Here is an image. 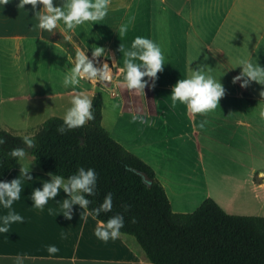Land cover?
I'll return each mask as SVG.
<instances>
[{"label": "crops", "instance_id": "obj_1", "mask_svg": "<svg viewBox=\"0 0 264 264\" xmlns=\"http://www.w3.org/2000/svg\"><path fill=\"white\" fill-rule=\"evenodd\" d=\"M19 2L0 0V131H21L32 137L41 123L63 119V111L80 90L92 101L101 93L103 127L154 170L175 213L189 212L174 208L169 189L195 186L201 180L197 175L182 181L196 173L197 166L204 175L212 167L218 171L217 165L236 168L245 176L235 180L239 188L251 183L264 197V170L257 166L264 160V118L259 115L264 110L260 96L264 85L252 82L241 88L240 82H232L241 71L239 59L248 57L264 66V0H110L109 14L100 24L74 31H64L61 24L48 32L50 39L34 27L38 24L35 11L43 6L33 10L31 4L18 7ZM130 15L135 21L121 41L115 29ZM59 34L76 52L88 48L90 58L93 45L104 47L107 61L120 69L121 43L130 46L136 36H145L161 46L168 63L155 81L144 78L148 80L144 93L122 86L123 76L101 86L82 80L81 88L73 91L62 84L63 71L74 59L53 41ZM197 65H207L221 78L225 96L220 106L206 114H192L184 105L173 110L169 106L173 86ZM15 90L19 94L10 96ZM133 115L143 116L147 123L133 122ZM26 156L5 179L18 178L23 167H30L31 180L22 181L21 198L12 205L24 222L0 233V264H15L18 254L26 256L24 264H152L133 238L99 240L94 234L99 221L86 208L74 205L71 220L66 219L59 207L69 198L63 191L44 211L33 207L32 191L42 189V182L52 176L39 170L30 154ZM207 199L226 211L212 192H205L202 201ZM8 211L0 206V215ZM48 245L59 251L50 254Z\"/></svg>", "mask_w": 264, "mask_h": 264}, {"label": "trees", "instance_id": "obj_2", "mask_svg": "<svg viewBox=\"0 0 264 264\" xmlns=\"http://www.w3.org/2000/svg\"><path fill=\"white\" fill-rule=\"evenodd\" d=\"M43 37L50 39L48 31ZM59 43L74 59L76 50L62 36ZM94 119L86 125L61 134L63 119H48L33 137L0 131V181H5L18 160L9 155L23 148L34 158L35 166L65 181L78 167L94 168L98 174L93 194L81 193L90 203L87 211L99 208L105 196L113 194L111 212H101L97 221L121 213L125 226L121 235L133 238L152 264H264V218L226 213L213 199L205 200L193 213H175L154 170L117 143L102 125L103 99H93ZM144 175L151 184L148 185ZM124 205H128L125 211ZM135 219V223H133Z\"/></svg>", "mask_w": 264, "mask_h": 264}, {"label": "clouds", "instance_id": "obj_3", "mask_svg": "<svg viewBox=\"0 0 264 264\" xmlns=\"http://www.w3.org/2000/svg\"><path fill=\"white\" fill-rule=\"evenodd\" d=\"M31 4L33 10L37 5L43 7L35 11L37 25L41 30L53 32L58 25H63L64 31H74L83 25L92 26L100 24L109 14L110 0H60L59 4H54V0H20L18 7H25ZM135 16L130 15L128 20L121 23L115 30L119 39L122 41L128 34L129 29ZM119 51L122 53L123 67L120 69L124 73L122 86L128 90L143 92L148 85L150 78L155 81L168 63L167 56L161 46L152 39L145 36H136L130 46L121 43ZM88 48L84 51H78L75 55L74 62L70 63L71 67L63 71L62 84L65 88L71 86L73 91L81 88L82 80H111V66L108 62L100 64L101 57L110 59L107 51L102 46L93 45L91 58L87 55ZM241 71L233 78V84L240 82L241 88L249 87L252 82L264 85V66L257 60L245 57L238 61ZM155 84L153 83V87ZM225 96V87L221 78H217L208 69L207 65H197L192 69L190 75L179 79L173 86L170 94V107L174 110L178 105L186 106L192 114H206L220 106L221 99ZM260 96L264 97V90L260 91ZM63 113V124L57 128L61 134L67 130L75 129L86 125L88 121L93 120V102L86 94L85 90H80L77 95L73 96ZM264 118V110L259 113ZM133 122L139 120L140 123H147L143 116L133 115ZM203 127V124H201ZM25 144L31 146L34 141L28 136L23 137ZM5 143L4 137L0 136V145ZM9 155L16 158L18 162L25 161L27 156L23 148H13ZM18 178L11 181H0V206L9 209L7 214L0 215V233L9 232L13 223H23L24 217L12 210L15 201L20 200L21 193L24 190L22 181H30V167H23ZM52 176L51 173H49ZM98 174L94 168L78 167L75 174L68 177L67 181L63 176H52L50 180L42 182V189L36 188L31 193L33 207L44 211V206L50 200H54L61 191L69 194V198L59 203L62 215L71 220L74 205L81 208H87L89 200L81 193L93 194L97 186ZM128 205H124L125 211ZM113 208V194L109 192L99 208L92 210V215L98 217L101 212H111ZM49 212L53 209L49 208ZM135 223V219H133ZM125 226V218L121 213L110 216L106 221H99L95 228V236L107 243L109 240H116L121 235V229ZM47 251L50 254L57 253L59 249L55 245H48ZM26 256L18 254L15 257V264H24Z\"/></svg>", "mask_w": 264, "mask_h": 264}, {"label": "rangeland", "instance_id": "obj_4", "mask_svg": "<svg viewBox=\"0 0 264 264\" xmlns=\"http://www.w3.org/2000/svg\"><path fill=\"white\" fill-rule=\"evenodd\" d=\"M53 36L55 35L53 34ZM85 81L88 83H96L100 86L104 84V82L99 80ZM17 90H15L10 96H17L19 94ZM16 107L19 108L18 103L14 104L15 109ZM17 122L20 123V121ZM43 123L36 128V132L33 133V136L37 133ZM15 134L19 136H26V133H22L21 131L20 133L16 132ZM217 166L220 168L218 171L212 167L207 175L202 174V169L197 166L198 169L196 168V173H189L187 178L182 181L185 183L187 179L189 180V178L197 175L201 177V180L197 182L195 186L185 188L186 190L179 189V187L169 189V194L173 200L174 208L176 210L180 208L188 211L189 213H193L202 204L205 192H212L213 196L218 198L219 202H221V204L225 207L226 211L224 209L223 210L226 213L236 216L264 218V197L261 190L259 193H256L251 183H247V185L242 189L239 188L240 183H235V180L239 177L240 181H242L243 177H245L244 174L236 170V168L231 169L225 166ZM257 166L259 170H264V160H261ZM237 187L238 189H236ZM184 205H187V207H183Z\"/></svg>", "mask_w": 264, "mask_h": 264}, {"label": "built area", "instance_id": "obj_5", "mask_svg": "<svg viewBox=\"0 0 264 264\" xmlns=\"http://www.w3.org/2000/svg\"><path fill=\"white\" fill-rule=\"evenodd\" d=\"M99 59H100V64H103L104 62H108L109 65L111 66V80L103 81L104 83H113L123 76V72L120 71L119 67L113 65L112 63H110L107 60H104L101 58H99Z\"/></svg>", "mask_w": 264, "mask_h": 264}, {"label": "water", "instance_id": "obj_6", "mask_svg": "<svg viewBox=\"0 0 264 264\" xmlns=\"http://www.w3.org/2000/svg\"><path fill=\"white\" fill-rule=\"evenodd\" d=\"M143 176V179H144V181L148 184V185H150L151 184V182L144 176V175H142Z\"/></svg>", "mask_w": 264, "mask_h": 264}]
</instances>
